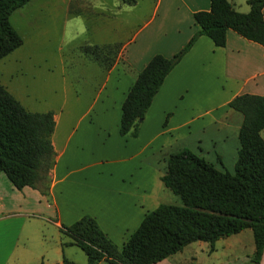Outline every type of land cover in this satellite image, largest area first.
<instances>
[{"label":"crops","instance_id":"obj_1","mask_svg":"<svg viewBox=\"0 0 264 264\" xmlns=\"http://www.w3.org/2000/svg\"><path fill=\"white\" fill-rule=\"evenodd\" d=\"M70 1L63 0L65 17L72 10L70 21L80 23V29L85 30L89 20L109 24L110 29L106 27L107 34L99 40L79 45L80 57L94 67L81 69L78 76H71L69 63L59 57L65 67L61 75L70 87H63L58 106L31 108L16 97L29 110H52L50 139L55 161L45 193L29 185L17 188L0 170V264H61L63 257L86 263V254L81 255L74 247L78 245L61 231L62 224L83 214L92 216L108 238L121 246L146 212L160 202L177 204L178 196L160 178L170 152L188 147L215 167L233 171L242 114L228 101L240 93L264 94V45L232 28L226 30L222 46L200 34L164 77L137 135L120 134L121 104L137 72L153 54L171 56L183 46L197 27L193 13L208 9L210 1L151 0L136 25L125 14L120 24L119 13L128 12L126 5L136 8L138 0H97L95 9L84 0H76L71 7ZM229 1L239 11L249 8ZM107 43L117 45L110 54L115 60L107 67L91 60L82 49ZM13 52L0 58V69L10 60L18 61L19 53ZM22 72L20 67L7 74ZM83 88L91 94L76 114L72 105L82 99L79 90ZM67 89L70 93L66 95ZM221 239L233 253L200 261L196 255L181 256V249L148 264L250 263L254 250L250 227L218 238L213 250H205L207 256L216 251ZM259 264H264V250Z\"/></svg>","mask_w":264,"mask_h":264},{"label":"trees","instance_id":"obj_2","mask_svg":"<svg viewBox=\"0 0 264 264\" xmlns=\"http://www.w3.org/2000/svg\"><path fill=\"white\" fill-rule=\"evenodd\" d=\"M29 0H0V58L22 43V36L10 21L11 13ZM128 3L134 0H122ZM208 9L193 13L196 29L171 56L153 54L137 72L122 104L119 133L136 136L145 111L164 77L200 34L214 44L224 45L226 30L264 45V0H245L247 11L237 10L229 0H209ZM115 44H89L98 63L107 67ZM105 51V52H104ZM107 56V55H106ZM106 59V58H105ZM96 60V59H95ZM228 105L242 114L238 130L239 147L233 171L219 169L188 147L169 153L162 182L181 199V204L160 202L144 214L121 246L100 229L96 220L83 214L61 231L86 254V263L104 260L108 264H148L158 261L194 240L214 242L250 227L254 250L249 264H259L264 250V94L240 93ZM52 110L27 109L0 83V170L12 183L38 187L46 192L48 172L54 164L51 133ZM61 264H79L63 257Z\"/></svg>","mask_w":264,"mask_h":264},{"label":"rangeland","instance_id":"obj_3","mask_svg":"<svg viewBox=\"0 0 264 264\" xmlns=\"http://www.w3.org/2000/svg\"><path fill=\"white\" fill-rule=\"evenodd\" d=\"M75 1L76 0L70 1L71 7L75 5ZM96 1L97 0H84L90 9H95L94 3ZM103 1L108 2V0ZM233 1L236 6H239L241 2L242 8H247L248 6L244 0ZM149 2H151V0H138V6L132 9V11L120 12L119 23L122 24V18L125 14V16H130L136 25L140 22L137 19L142 14L141 10L144 9L145 4ZM70 13H73V11L69 9L68 17H65L66 11L64 9L63 0H29L23 6L16 8L10 15V21L22 36L23 41L17 48L12 50L14 54L19 53L18 61L14 63V61L12 62L10 60V63H7L6 66L4 64L2 69H0V82L4 84L15 97L21 102L28 104L31 108L39 109L58 106L63 99V93H65L63 87H70L68 80H66L67 83L65 84L63 75H61L65 67L63 68V65L60 64L59 57H64L65 59L62 60L69 63L67 68L71 69V76H78L81 69L94 67L93 63L83 60V58L80 57V49L78 50L79 45L85 43L86 40H99L100 36L107 34L106 27L110 29L109 24L96 25L93 20H89L86 25V35H82L84 29H80V23L77 21H70ZM92 56L90 52H87V57L98 63V59L95 57L92 58ZM109 56L110 54L106 51L103 60L107 61ZM113 60H115V57ZM20 67L23 68V72L19 75H15L17 69ZM10 70H14L15 73L13 76L7 74ZM5 82L8 84L6 85ZM68 90L69 89L66 90V95L67 92L68 94L70 93ZM79 92L82 99L79 100L77 98V103L72 105V111H77L76 114L82 109V105L88 101L91 90L83 88L79 90ZM70 102L71 100L67 98V105L70 106ZM63 114L64 113H61L60 127H63L64 124ZM261 135L264 138V130L261 131ZM177 204H181L179 196ZM224 241L223 239L219 240L217 242L216 251L209 256H207V252L205 253V250L210 249L209 242L204 240L191 241L187 246L182 248L181 256L188 258L191 257V255H196L200 261L203 259L215 260L225 257L227 254L233 253V251H230L229 248L224 246ZM74 247L75 249H79V252L81 251V255L82 253L84 254L81 248L78 246ZM98 264L108 263L101 261Z\"/></svg>","mask_w":264,"mask_h":264},{"label":"clouds","instance_id":"obj_4","mask_svg":"<svg viewBox=\"0 0 264 264\" xmlns=\"http://www.w3.org/2000/svg\"><path fill=\"white\" fill-rule=\"evenodd\" d=\"M125 8H126L127 11H132V8L127 6V5L125 6ZM86 32H87V29L85 27L84 33H82V35H86Z\"/></svg>","mask_w":264,"mask_h":264}]
</instances>
